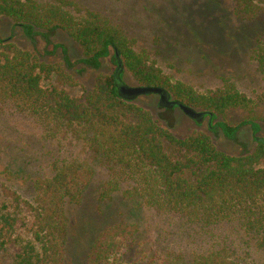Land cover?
<instances>
[{"label":"trees","instance_id":"obj_1","mask_svg":"<svg viewBox=\"0 0 264 264\" xmlns=\"http://www.w3.org/2000/svg\"><path fill=\"white\" fill-rule=\"evenodd\" d=\"M234 1L236 15L244 20L256 19L264 10L263 0ZM0 16L10 19L32 41L41 36L52 44V36L64 31L79 45V62L85 67L99 70L108 57L116 65L112 73L99 74L85 96L74 97L64 88L74 82L62 64L41 60L11 37H0V106L10 103L34 117L49 137L64 132L82 139L93 158L111 169L110 178L101 185L100 200L120 194L144 207L180 214L187 223L203 228L239 223L264 253L262 126L254 118L237 123L227 118L232 110L254 112L253 99L227 79L222 87L206 93L173 80L147 50L135 49L134 40L119 26L73 0H0ZM53 46L49 52L60 48L66 65L71 66L67 48ZM252 52L264 80V37L257 38ZM125 72L137 84L162 87L175 100L206 112L209 130L229 140H237L241 127L250 126L254 149L233 155L219 150L208 132L175 135L150 109L120 96L118 84ZM54 76L56 82H49ZM94 174L88 160L55 162L52 174L35 184L33 200L3 184L0 254L15 250L12 264H68V206L84 202ZM85 229L93 236L87 238L86 264H129L121 256L130 236L139 231L137 222L124 221L96 231L92 221ZM160 264L247 263L222 247L189 259L168 252Z\"/></svg>","mask_w":264,"mask_h":264},{"label":"rangeland","instance_id":"obj_2","mask_svg":"<svg viewBox=\"0 0 264 264\" xmlns=\"http://www.w3.org/2000/svg\"><path fill=\"white\" fill-rule=\"evenodd\" d=\"M41 2L52 0H38ZM84 10L101 12L134 40L137 50H147L151 59L173 80L192 85L198 92L222 87L229 80L238 90L256 103L254 112L232 110L228 120L237 123L246 118L258 121L264 136V80L253 57L258 37H264V10L253 20L236 15L234 0H73ZM264 8V0L261 3ZM0 37H11L18 46L36 54L41 60L62 64L72 76L74 85L65 90L74 97L91 91L99 74L116 69L110 57L99 70L79 62L82 51L64 31L52 36L47 44L41 36L27 38L22 29L0 16ZM53 44H63L71 66L66 65L60 48L54 53ZM123 81L137 83L125 72ZM49 82H56L54 76ZM49 82H45L47 85ZM135 103L150 109L153 115L177 136L193 131L208 132L219 150L240 155L254 149L256 142L250 126H242L237 140L209 130V117L198 123L179 108L166 111L158 106L159 96L143 95ZM83 140L61 132L47 136L34 117L19 112L12 104L0 106V195L5 184L18 191L24 199L37 196L35 184L39 178L52 174L54 163L63 160H88L95 174L84 202L68 206L71 232L66 255L68 264H86L91 234L85 229L94 222L97 230L120 222H137L139 231L130 236L122 258L129 264H160L168 252L193 258L222 247L247 264H264V253L257 248L238 223H223L210 228L193 225L177 213L144 207L137 201L124 199L100 200L101 185L110 178L111 169L91 155ZM93 238V236H91ZM13 249L2 251L0 264H12Z\"/></svg>","mask_w":264,"mask_h":264},{"label":"water","instance_id":"obj_3","mask_svg":"<svg viewBox=\"0 0 264 264\" xmlns=\"http://www.w3.org/2000/svg\"><path fill=\"white\" fill-rule=\"evenodd\" d=\"M118 58L119 68H121V60L119 55ZM118 91L121 97L126 100L134 101L138 97L143 95L155 94L159 96V107L174 110L176 107L179 108L184 114L197 122H202L206 117V112L197 110L190 107L182 102L175 100L172 95L164 88L159 86H146L141 84L129 85L124 81H120L118 84Z\"/></svg>","mask_w":264,"mask_h":264},{"label":"flooded vegetation","instance_id":"obj_4","mask_svg":"<svg viewBox=\"0 0 264 264\" xmlns=\"http://www.w3.org/2000/svg\"><path fill=\"white\" fill-rule=\"evenodd\" d=\"M177 108V107H176Z\"/></svg>","mask_w":264,"mask_h":264}]
</instances>
